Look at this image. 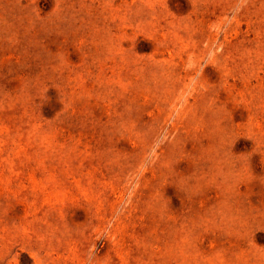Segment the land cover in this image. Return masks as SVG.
I'll return each instance as SVG.
<instances>
[{"label": "rangeland", "instance_id": "1", "mask_svg": "<svg viewBox=\"0 0 264 264\" xmlns=\"http://www.w3.org/2000/svg\"><path fill=\"white\" fill-rule=\"evenodd\" d=\"M0 264H264V0H0Z\"/></svg>", "mask_w": 264, "mask_h": 264}]
</instances>
